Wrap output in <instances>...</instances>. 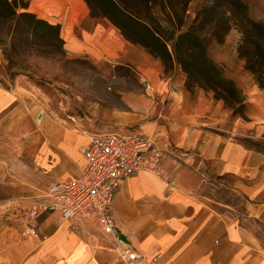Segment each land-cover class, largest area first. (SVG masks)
I'll return each instance as SVG.
<instances>
[{"label": "rangeland", "instance_id": "374dc122", "mask_svg": "<svg viewBox=\"0 0 264 264\" xmlns=\"http://www.w3.org/2000/svg\"><path fill=\"white\" fill-rule=\"evenodd\" d=\"M23 1L27 2L25 10L61 25L63 42L48 47L34 34L11 32L10 21L0 17V95L8 94L0 106V264H65L66 255L56 253L57 247L76 242L90 249L99 263L126 264L113 237L102 233L94 223L88 222L81 233L74 232L57 216L43 232L37 230L38 236L27 232L25 210L48 183L41 174L61 168L54 155L42 169L36 165L42 144L52 136L59 140L66 133L89 136L124 127L151 135L174 164L181 162L200 170L205 169L206 161L196 153V144H190L188 126L200 125V119L208 117L206 113L211 115L217 109L226 128H238V141L248 148L264 150V114H253L250 122L246 93L239 88L255 78L244 68V59L238 53L243 40L251 35L245 45L251 53L260 54L263 34L251 22H264V0H156L151 9L143 0H117L148 19L170 51L180 32L197 30L209 58L240 89L241 105L227 103L211 88L188 85L179 63L165 66L159 56L125 39L109 18L90 16L85 1L83 7L80 0ZM207 8H213L215 15L200 25ZM79 22L87 28L94 22L110 26L126 46L112 37L73 49L68 41ZM186 46L181 43V51ZM122 116L129 118L120 120ZM216 124L202 125L213 132H227ZM186 141L188 145H184ZM56 142L50 141L54 151H58ZM223 177L225 184H215L206 193L243 212L245 197L232 190V176ZM258 226L264 240V221ZM34 250L39 251L38 258L28 259Z\"/></svg>", "mask_w": 264, "mask_h": 264}, {"label": "crops", "instance_id": "0c3cea01", "mask_svg": "<svg viewBox=\"0 0 264 264\" xmlns=\"http://www.w3.org/2000/svg\"><path fill=\"white\" fill-rule=\"evenodd\" d=\"M80 1L82 7L86 6L84 0ZM73 20V17L69 20L68 27ZM119 35L101 22H94L89 28L79 22L68 42L73 49L112 37L124 44ZM239 88L246 93L250 122L253 114H264V90L255 81L242 84ZM3 95H0V106L8 96ZM216 113L217 109L211 115L206 113L208 117L200 119V125L188 126L190 144H196V153L206 161L205 169L201 167L199 170L198 166L190 167L181 162L174 164L175 160L164 154L162 165L173 177V189L158 176L144 171L135 172L119 182L112 200V215L118 234L125 235L127 246L144 258L155 257L156 264H264V240L260 234L262 229L258 226L259 221H264V150L248 148L238 141L235 136L238 128L235 125L232 129L226 128L223 118ZM128 118L122 116L120 120ZM210 122H216L220 128L225 127L227 132H213L202 125H209ZM102 131L152 138L145 132L124 127L96 131L89 136L66 133L59 140L52 136L50 141L54 144L57 141L58 151H54L50 141L42 144L36 165L42 169L43 165H47L49 156L54 155L61 168L41 174L48 183L33 197L27 208L46 192L51 182L77 175L84 160L82 147L92 134ZM152 139L156 143L155 138ZM184 145H188L187 141ZM223 176H232V190L245 197L243 212L206 193L205 190L215 184H225ZM57 216L58 211L41 212L36 219L37 230L43 232ZM65 222L69 227V221ZM90 223L98 228L94 220ZM56 236L59 238V233ZM38 253L34 250L28 259L38 258ZM56 253L66 255L65 264H102L80 242L57 247Z\"/></svg>", "mask_w": 264, "mask_h": 264}, {"label": "built area", "instance_id": "2783aa9c", "mask_svg": "<svg viewBox=\"0 0 264 264\" xmlns=\"http://www.w3.org/2000/svg\"><path fill=\"white\" fill-rule=\"evenodd\" d=\"M81 151L84 160L77 175L51 182L25 210L27 232L37 235L36 219L41 212L58 211L59 219L69 221L74 232H83L86 224L94 220L102 233L113 237L124 263L156 264L155 257L146 259L119 239L112 200L120 180L139 171L158 176L173 189V177L161 161L164 151L150 136L114 131L92 134Z\"/></svg>", "mask_w": 264, "mask_h": 264}, {"label": "trees", "instance_id": "16d2710c", "mask_svg": "<svg viewBox=\"0 0 264 264\" xmlns=\"http://www.w3.org/2000/svg\"><path fill=\"white\" fill-rule=\"evenodd\" d=\"M90 10L92 17H107L121 31L125 39L131 42H137L148 49V51L159 56L165 66H170L172 62L179 63L187 74L188 85L198 84L211 88L217 97L222 98L227 103H236L241 105L243 96L240 89L234 81L222 75L221 69L207 55V46L203 38L194 28H188L178 34L177 42L170 51L165 41L154 30L148 19L143 18L138 10H130L121 5L117 0H84ZM156 0H143L142 3L151 9ZM24 8L18 11V8ZM27 2L18 0H0V17L10 21L9 30L13 33H29L41 37L49 45H58L63 42L60 34L61 25L59 23H50L48 20L37 17L33 12L25 10ZM206 18L201 21L203 25L205 20L213 19L215 10L207 8ZM149 15H152L149 13ZM152 16H150V19ZM154 18V17H153ZM225 22V21H224ZM252 25L263 34V41L259 43L260 54H254L246 47L251 35L246 39L238 49L239 56L244 59V68L250 71L258 86L264 90V22H251ZM130 29L131 32H128ZM228 28H225L226 32ZM186 43V48L181 51L180 44Z\"/></svg>", "mask_w": 264, "mask_h": 264}, {"label": "water", "instance_id": "95a60500", "mask_svg": "<svg viewBox=\"0 0 264 264\" xmlns=\"http://www.w3.org/2000/svg\"><path fill=\"white\" fill-rule=\"evenodd\" d=\"M119 239L122 240L123 242L128 243V240H127V238H126L125 235H121V236H119Z\"/></svg>", "mask_w": 264, "mask_h": 264}, {"label": "bare ground", "instance_id": "6f19581e", "mask_svg": "<svg viewBox=\"0 0 264 264\" xmlns=\"http://www.w3.org/2000/svg\"><path fill=\"white\" fill-rule=\"evenodd\" d=\"M41 118V117H40ZM41 120V119H40ZM40 123H42V122H40ZM48 123V122H47ZM39 124V123H38ZM47 126V125H46ZM47 128V127H46ZM44 129V128H43Z\"/></svg>", "mask_w": 264, "mask_h": 264}]
</instances>
